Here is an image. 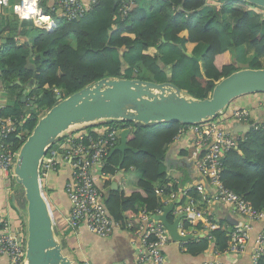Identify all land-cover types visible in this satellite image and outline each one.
<instances>
[{"label": "trees", "instance_id": "16d2710c", "mask_svg": "<svg viewBox=\"0 0 264 264\" xmlns=\"http://www.w3.org/2000/svg\"><path fill=\"white\" fill-rule=\"evenodd\" d=\"M145 1L99 0L79 20L53 17L52 29L20 17L12 24L0 21V33L5 34L0 53L2 79L7 84L22 83L11 86L17 102L0 107L1 116L16 120V130L8 137L14 150L39 117L57 103L58 95L66 97L103 77L171 81L198 98H206L221 79L240 69V64L264 67V8L239 0H148L147 10ZM124 2L129 7L127 14L122 10ZM41 6L44 11L49 7L46 0ZM19 36L28 39L26 45L19 42ZM29 57L36 69L34 87L28 93L30 100H36L34 109L22 102L23 85L29 84L34 73L27 67ZM259 94L264 93L245 96ZM102 125L130 128L128 145L139 150L126 151L123 162L120 151L108 157L105 172L110 176L132 169L139 173L136 188L112 189L106 196L110 215L125 226L130 220H140L144 211L164 209L166 197L181 188L169 177L166 148L190 125L121 121ZM245 136L226 154L221 179L255 209L264 210V127H254ZM159 181L163 196L157 193ZM191 194L197 201L198 191L193 189ZM175 217L170 213L169 221ZM182 225L190 228L192 223L184 219ZM194 225L202 228L199 221ZM212 235L213 240L202 236L184 243L186 250L199 254L215 242L218 251H226L231 243L229 233L219 228Z\"/></svg>", "mask_w": 264, "mask_h": 264}, {"label": "built area", "instance_id": "2783aa9c", "mask_svg": "<svg viewBox=\"0 0 264 264\" xmlns=\"http://www.w3.org/2000/svg\"><path fill=\"white\" fill-rule=\"evenodd\" d=\"M41 1L0 0V9L11 7L21 19H32L37 27L51 29L55 22L45 13ZM98 3L99 0H58L51 9L56 10L58 7L62 17L79 20L91 12ZM123 5L122 10L124 14H127L128 4L124 2ZM228 121L252 125V128H258L259 125L264 127V120L255 122L249 108L236 106H231L228 111L226 109L222 112L221 116L206 123L190 125L189 130L196 135L195 143L200 153L197 169L201 180L184 189V195L189 197V202L179 206L175 212L177 216L185 214V218L192 223L190 228H184L180 222L179 231L182 235H191L195 238L202 233V236L213 240L212 231L217 229L214 216L199 205L191 196V192L196 189L199 195L209 203L229 205L234 213L247 219L235 225L229 232L231 243L227 250L240 254L251 239L253 221L264 220V210L255 209L234 190L227 187L221 179L226 154L246 137V133L235 135L229 130ZM16 127V120L13 117H3L0 114V175L3 179L10 181L14 179L13 165L18 150L12 148L13 143L8 140V137L16 130ZM92 129L85 126L77 127L61 136L44 156L40 173L43 182L48 183L53 174L63 166L69 165L71 178L66 184V191L71 207L66 217L67 227L75 232L84 226L101 237H109L115 229L122 226L110 215L106 204V193L99 185L98 178L115 177V175L107 174L105 167L108 164L111 149L120 143L123 128L106 125L102 131ZM157 190L162 192L163 188H157ZM175 197L176 193L169 195V199L165 202L166 207L171 201L175 202ZM163 212L164 209L161 208L155 213L144 211L140 214V220L126 223L133 227L134 233L141 238L138 255L140 264H167L164 248L173 241V237L166 226L154 218L155 215L163 214ZM200 220H203L202 228L198 229L194 224L196 221L201 222ZM23 224L22 227L15 226L5 216L4 209L0 208V259L3 257L8 259L7 263L0 262V264H24L27 233L25 223ZM84 264L93 263L85 261ZM203 264L221 263L207 261ZM252 264H264V227L254 242Z\"/></svg>", "mask_w": 264, "mask_h": 264}, {"label": "water", "instance_id": "95a60500", "mask_svg": "<svg viewBox=\"0 0 264 264\" xmlns=\"http://www.w3.org/2000/svg\"><path fill=\"white\" fill-rule=\"evenodd\" d=\"M239 1L264 8V0ZM54 26L55 23L51 29ZM27 67L34 73L33 79L23 90L22 102L29 103L34 109L36 100L28 98L36 77L35 65L30 57ZM167 71L171 74L169 68ZM1 75L0 72V88L4 87ZM256 93H264V67H245L232 72L221 79L206 98H198L171 81L115 76L103 77L66 97L58 95L57 103L39 117L32 132L19 147L13 165L14 180L22 186L26 199L24 264H73L72 259L65 254L63 240L57 232L54 211L40 173L48 149L66 132L76 126H94L108 121L143 125L151 122H179L186 125L206 123L217 118L236 99ZM251 128L252 125L237 123L235 131L239 129L247 134ZM130 133V128L121 131L120 143L111 149L110 156L120 151L123 162L126 151L131 149L139 152L128 145ZM166 165L170 166L169 163ZM175 205L172 203L165 207L163 214L155 215L154 218L166 226L174 241L190 242L194 237L184 236L179 231L180 222L186 215H179L175 221H169Z\"/></svg>", "mask_w": 264, "mask_h": 264}, {"label": "crops", "instance_id": "0c3cea01", "mask_svg": "<svg viewBox=\"0 0 264 264\" xmlns=\"http://www.w3.org/2000/svg\"><path fill=\"white\" fill-rule=\"evenodd\" d=\"M57 1L58 0H46V5L50 7V10L48 7L45 13L50 15L52 19L55 18L54 16L62 17V12L58 7L56 10L51 9V7L56 5ZM143 5L147 10H150L148 0L145 1ZM16 17L19 16L14 13L11 7L0 9V21L2 20L4 25L15 23ZM27 29H29V24H27ZM20 31L21 28L19 29V33ZM4 35L5 34L0 33V53L5 44L3 41ZM18 40L24 45L28 42V39L24 36H19ZM17 81L14 83L22 85L21 82L17 83ZM14 83L8 82L7 84L4 82V87L0 88V107H5L8 104L17 102L14 91L11 89ZM25 86L26 85H23V90ZM233 106L249 108L253 113L255 122L264 120V94L241 97L235 101ZM237 123L236 121H228L227 127L235 135H241L243 133L242 131H239V129L235 131ZM105 126L106 125L102 124L97 126L94 125L92 130L98 129L102 131ZM195 139L196 135L191 130L185 129L181 136L166 148L165 163L170 164V166L168 165L169 168L167 166L169 177L173 179V181L179 183L181 187L176 193L175 202H173L176 204L175 209L171 212L175 214V220L178 217L175 210L180 206L179 204L185 205L189 202V197L184 195V189L189 185H195L201 180V175L197 169V160L200 153L197 150ZM138 174L139 173L135 169H132L126 174L123 171H119L114 178L102 179L99 177L98 182L99 185L103 187L107 196L112 189L124 190L136 188ZM52 177V181L50 179L48 183H44V187L46 188V186H49L47 188L48 191L46 190V194L51 201L54 211L56 229L63 240L65 254L72 259L73 264H84L85 261H89L93 264H140L138 255L141 238L134 233L133 227L129 225L115 229L109 237H101L89 231L84 226L75 232L71 231L67 227L66 221L71 207V202L66 191V184L71 177L70 166H63L57 173L53 174ZM12 180H5L0 175V208L4 209L5 216L10 219L15 226L18 225L22 227L25 213L22 199L24 190L15 180ZM12 182L16 190L11 189ZM161 185L162 183L159 181L158 189L161 188ZM10 193L12 196H10ZM157 193L159 196H163V192L157 190ZM167 199H169V197H166L165 202ZM197 202L203 209L214 216L217 229L221 228L229 233L235 225L243 223L244 220L247 221V219L234 213L229 205L214 202L209 203L202 198V196H199ZM171 204L172 201L167 207ZM184 219L186 218L184 217L181 220L182 224ZM200 221L201 223L203 222V220ZM263 227L264 220L253 221L251 239L245 246L244 251L240 254L229 252L228 250L222 252L218 251L215 242H211L206 251L194 254L187 251L184 244L173 240L164 248L167 264H203L207 261H218L221 264H252V249L254 242L256 236ZM199 235L198 237H202L203 234L200 233ZM198 237H195L193 240L198 239ZM0 262L7 263L8 259L3 257L0 259Z\"/></svg>", "mask_w": 264, "mask_h": 264}, {"label": "rangeland", "instance_id": "374dc122", "mask_svg": "<svg viewBox=\"0 0 264 264\" xmlns=\"http://www.w3.org/2000/svg\"><path fill=\"white\" fill-rule=\"evenodd\" d=\"M55 18H57V16H54ZM173 49H175V50H177L176 48H173ZM243 52V51H242ZM197 55H199L198 53H197ZM263 60V62H264V57L262 58ZM245 67H250L249 66V63H246V64H240V67L239 68H245ZM146 76H148V75H146ZM234 105V103L233 104H231L230 106H233ZM229 106V107H230ZM46 112V111H45ZM44 112V113H45ZM43 113V114H44ZM220 116V115H219ZM96 125H100V124H96ZM77 127H84V126H76V127H74V128H77ZM91 128V127H93L92 125H86L85 126V128ZM73 128V129H74ZM52 179H53V177H52ZM52 179H51V181H52ZM12 181H14V180H12ZM15 183V182H14ZM19 185V184H18ZM21 186V185H20ZM22 187V186H21ZM49 186H46V190H47V188H48ZM11 189H15L16 190V188H14V185H13V182H12V184H11ZM23 189V188H22ZM48 191V190H47ZM9 194V193H8ZM10 196H12V194L10 193ZM22 199H23V204H24V208L26 207V199H25V195H24V193H23V196H22Z\"/></svg>", "mask_w": 264, "mask_h": 264}]
</instances>
